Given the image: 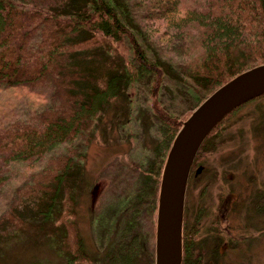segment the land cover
Wrapping results in <instances>:
<instances>
[{"label":"trees","instance_id":"trees-1","mask_svg":"<svg viewBox=\"0 0 264 264\" xmlns=\"http://www.w3.org/2000/svg\"><path fill=\"white\" fill-rule=\"evenodd\" d=\"M261 62L264 0H0V91L45 86L48 94L46 104L23 117L4 121L8 114L0 112V186L16 165L31 168L47 157L12 188L0 212V238L34 230L57 240L64 264H93L74 218L85 156L71 144L82 140L87 145L102 113L130 85L147 80L156 96L169 69L191 88L193 102L181 116L154 106L160 136L145 172L157 192L167 149L182 120L217 86ZM257 98L264 93L214 127L191 173L210 135ZM65 143L66 152L48 155ZM134 202L131 217L137 212ZM132 228L128 218L103 264L137 260L141 243ZM198 230H182L181 264H201L194 246Z\"/></svg>","mask_w":264,"mask_h":264},{"label":"rangeland","instance_id":"rangeland-1","mask_svg":"<svg viewBox=\"0 0 264 264\" xmlns=\"http://www.w3.org/2000/svg\"><path fill=\"white\" fill-rule=\"evenodd\" d=\"M167 55L163 59L167 60ZM170 61L176 67L175 61ZM166 70L156 96L151 95L147 80L130 85L102 113L88 144L82 140L71 144L85 156L83 181L75 194L74 218L93 264L104 263L128 218L141 243L133 264H153L158 188L156 192V182L145 167L155 157L154 147L160 136L154 106L181 116L193 102L191 88ZM44 87L0 91V112L8 114L4 121L23 117L46 104ZM68 148L66 143L58 144L48 155L64 153ZM46 158L33 162L31 168L16 165L9 181L0 186V212L6 208L14 185L30 170L43 166ZM200 158L201 165H212L213 173H205V181L198 184L200 173H195L194 165L188 188L187 225H191L199 194L203 193L202 206L210 205L222 220L221 224L217 221V226L226 223L231 227L230 234H221L211 229L209 219L201 227L199 238L194 240L202 248L201 264H264V98L246 103L225 119L208 138ZM231 198L232 207L225 208ZM133 202L137 212L131 217ZM236 236L245 237L235 239ZM57 244L56 239L34 230L18 231L12 237L0 238V264H64L65 257ZM209 248L216 250L215 255Z\"/></svg>","mask_w":264,"mask_h":264},{"label":"water","instance_id":"water-1","mask_svg":"<svg viewBox=\"0 0 264 264\" xmlns=\"http://www.w3.org/2000/svg\"><path fill=\"white\" fill-rule=\"evenodd\" d=\"M264 93V62L235 74L182 120L167 149L158 184L153 264H181L187 183L201 144L231 111Z\"/></svg>","mask_w":264,"mask_h":264},{"label":"flooded vegetation","instance_id":"flooded-vegetation-1","mask_svg":"<svg viewBox=\"0 0 264 264\" xmlns=\"http://www.w3.org/2000/svg\"><path fill=\"white\" fill-rule=\"evenodd\" d=\"M224 129V128H223ZM222 129V131L220 133H223L224 130ZM224 136V135H223ZM202 159L203 158H200L198 159L197 163L195 164V173H200L199 176H197V183L200 184L202 181H205V178L207 177V175L205 173H213V167L212 165L209 166H204V164H200L202 162ZM192 175V173L190 174ZM193 176V175H192ZM189 180H190V177H189ZM188 188H189V181H188V184H187V192H186V202H185V208H184V215H183V230H186V231H190L191 230V227L193 226H196L199 228V232L201 231V227L206 223V221L209 219V226H211V229H214L217 230L218 232H220L221 234L223 232H226V233H229L230 234V230H231V227L224 223L223 225H220L222 220L220 219V216H217L215 211H211L210 210V205L208 206H205L202 204H204L203 200L202 199V194H199V205H197L196 207V215H194V219L193 221L191 222V225H187V198H188ZM233 198H231V202L229 203H226L225 204V208L227 207H232V203H233ZM205 218V219H204ZM217 221L218 223V226H217ZM225 233V234H226ZM199 238V233H198V236L196 238V240ZM197 245V246H196ZM195 245V242H194V246L196 247L195 250H196V253H200L202 252V248L199 244V242H197ZM211 251V252H210ZM209 252L210 254L214 253L215 255V252L216 250L214 249H210L209 248ZM218 252H220V246L218 247Z\"/></svg>","mask_w":264,"mask_h":264}]
</instances>
